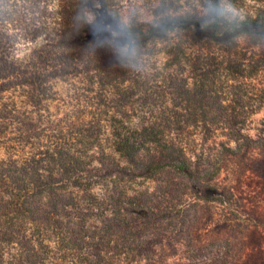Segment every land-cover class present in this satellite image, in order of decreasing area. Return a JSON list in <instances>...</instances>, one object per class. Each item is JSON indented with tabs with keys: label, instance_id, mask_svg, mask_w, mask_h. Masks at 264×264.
Returning a JSON list of instances; mask_svg holds the SVG:
<instances>
[{
	"label": "trees",
	"instance_id": "16d2710c",
	"mask_svg": "<svg viewBox=\"0 0 264 264\" xmlns=\"http://www.w3.org/2000/svg\"><path fill=\"white\" fill-rule=\"evenodd\" d=\"M95 7L94 0H0V264H117L113 250L124 246L117 234L149 213L141 194L125 196L123 180L163 168L191 177L186 140L194 133L202 141L226 136L221 146L232 152L229 137L239 127L230 125L242 112L229 111L226 93H171L180 109H164L154 102L162 93H137L140 78L124 75L139 65L145 43L173 30L199 33V23L128 28ZM89 8L93 19L83 13ZM217 25L203 36L217 40ZM233 29L231 36L245 31ZM106 50L110 58L119 52L111 63L100 58ZM78 84L90 97L77 93L78 107L58 109L61 90Z\"/></svg>",
	"mask_w": 264,
	"mask_h": 264
},
{
	"label": "rangeland",
	"instance_id": "374dc122",
	"mask_svg": "<svg viewBox=\"0 0 264 264\" xmlns=\"http://www.w3.org/2000/svg\"><path fill=\"white\" fill-rule=\"evenodd\" d=\"M94 1L95 9L111 13L128 28L146 30L175 18L201 27L199 33L192 28L173 30L165 38L142 46L139 65L123 69L126 77L140 78L137 93H162L161 99L154 101L156 105L179 110L174 106L179 99L171 93H198L200 87L201 93H226L223 99L230 103L229 111L242 112L237 123L230 125L239 127L229 137L232 152L221 146L228 140L226 136L209 133L202 141L201 134L194 133L186 140L192 145L191 177L163 168L149 178L121 182L125 183V196L142 195L149 213L132 216L117 234L124 246L113 250L115 262L264 264V144L258 139H264V103L233 95L251 93L257 99L264 98V0ZM209 5L221 11L209 12ZM93 12L89 8L83 13L93 19ZM214 19L218 20L216 33L220 36L208 40L203 34ZM234 27L245 31L231 36ZM178 51L182 54L174 60L172 56ZM112 53L115 59L119 52ZM110 56L111 51L106 50L100 58L111 63ZM84 87H64L61 93L67 96L55 102L57 108L67 111L72 105L78 107L80 104H74L77 93L84 99L91 95ZM217 125L223 126L221 122ZM187 127L194 129L191 124ZM94 190L99 192L100 184Z\"/></svg>",
	"mask_w": 264,
	"mask_h": 264
},
{
	"label": "clouds",
	"instance_id": "9594fccd",
	"mask_svg": "<svg viewBox=\"0 0 264 264\" xmlns=\"http://www.w3.org/2000/svg\"><path fill=\"white\" fill-rule=\"evenodd\" d=\"M221 11V9H219V8H216V9H213L212 7H211V5H209V8L207 9V11H209V12H211V11ZM113 46L114 47H118L119 48V51L123 54V53H126L127 52V47L126 46H117V45H115L114 44V42H113Z\"/></svg>",
	"mask_w": 264,
	"mask_h": 264
}]
</instances>
